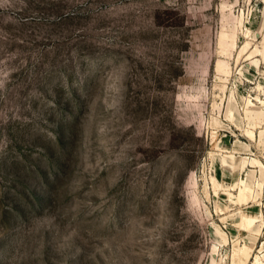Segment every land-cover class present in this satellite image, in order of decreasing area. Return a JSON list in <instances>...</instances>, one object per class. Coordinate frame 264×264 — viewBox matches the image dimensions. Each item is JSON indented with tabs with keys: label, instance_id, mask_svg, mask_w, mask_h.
<instances>
[{
	"label": "rangeland",
	"instance_id": "rangeland-1",
	"mask_svg": "<svg viewBox=\"0 0 264 264\" xmlns=\"http://www.w3.org/2000/svg\"><path fill=\"white\" fill-rule=\"evenodd\" d=\"M0 264H264V0H0Z\"/></svg>",
	"mask_w": 264,
	"mask_h": 264
},
{
	"label": "bare ground",
	"instance_id": "bare-ground-1",
	"mask_svg": "<svg viewBox=\"0 0 264 264\" xmlns=\"http://www.w3.org/2000/svg\"><path fill=\"white\" fill-rule=\"evenodd\" d=\"M218 45H220L221 47H223L225 44L222 41V39H220ZM256 217H251V218H242V224H240L241 226L243 225V227H245L246 229H249L251 227V225L253 223H256ZM240 251V250H239Z\"/></svg>",
	"mask_w": 264,
	"mask_h": 264
}]
</instances>
